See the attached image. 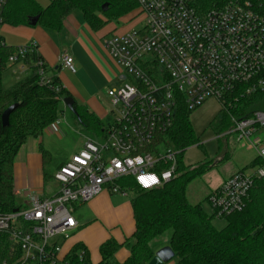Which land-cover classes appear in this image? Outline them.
<instances>
[{
    "label": "built area",
    "instance_id": "built-area-1",
    "mask_svg": "<svg viewBox=\"0 0 264 264\" xmlns=\"http://www.w3.org/2000/svg\"><path fill=\"white\" fill-rule=\"evenodd\" d=\"M0 0V50L4 9ZM144 17L140 30L112 35L105 40L111 58L121 69L122 86L109 89V117L102 140L86 139L54 174L57 190L49 197L28 194L29 205L0 215V242L8 244L0 264H78L64 244L78 229L76 205L87 204L104 190L128 197L119 181L132 178L143 191H152L177 178L181 151L161 149L159 140L169 131L180 107L195 111L209 100L221 109H241V101L264 94V15L261 2L229 0L221 8L199 12L193 0H135ZM38 54L32 42L18 47L5 65L24 63ZM60 66L77 72L75 59L63 55ZM40 87L60 91L46 63L38 59ZM232 128L219 137L234 136L264 160V111L233 117ZM59 121L54 124L57 127ZM218 139L220 140V138ZM264 168L254 174L237 172L208 197L215 218L242 212ZM79 264L84 263L79 253Z\"/></svg>",
    "mask_w": 264,
    "mask_h": 264
},
{
    "label": "trees",
    "instance_id": "trees-1",
    "mask_svg": "<svg viewBox=\"0 0 264 264\" xmlns=\"http://www.w3.org/2000/svg\"><path fill=\"white\" fill-rule=\"evenodd\" d=\"M229 0H193L199 12L221 8ZM261 13L264 15V0ZM107 5L106 8L104 6ZM138 9L135 0H54L47 8L39 6L36 0H8L4 9L5 25L11 27H30L31 20L39 17L38 25L45 29L60 32L65 20L76 10L82 12L85 21L95 31L103 29L113 21H119ZM15 48L0 50L4 61ZM39 54H29L24 60L30 66V74L20 80L11 90H4L0 70V215L22 209L15 194L14 166L18 153L29 139L42 140L47 129L52 127L63 111L59 108L65 98L72 97L62 86L58 77L54 85H59L57 93L49 88L40 87L37 68L34 67ZM17 109L10 116V125L2 124L3 113L13 105ZM239 110L222 109V119H217L218 135L228 132L232 118L250 115L255 111H264V94H257L241 101ZM75 117L87 133L94 137L102 136L104 123L85 106L74 105ZM192 111L180 107L176 113L172 128L163 133L159 140L161 149L181 151L178 158L177 178L162 188L143 191L132 178L118 183L123 190L132 194L131 204L134 210L136 230L125 243L119 244L111 239L105 242L100 253V264H149L156 251L163 247L157 240L172 231L168 247L172 249L178 264H264V180L257 179L246 202L245 209L222 219L226 225L218 229L204 210L202 204H192L187 189L195 179L206 175L211 168L208 162L198 166H186L183 162L185 151L198 144L190 114ZM44 181L54 182L55 172L66 161L58 162L44 149ZM230 152L225 153L219 162L228 161ZM264 166V160L255 158L250 167ZM252 169V168H248ZM242 172H245L243 170ZM208 202V198L206 199ZM121 248L130 252L124 263H119L116 254ZM8 244L0 242V261L7 258ZM79 253L84 263L91 264L87 251L77 246L72 249L71 258L78 263Z\"/></svg>",
    "mask_w": 264,
    "mask_h": 264
},
{
    "label": "rangeland",
    "instance_id": "rangeland-1",
    "mask_svg": "<svg viewBox=\"0 0 264 264\" xmlns=\"http://www.w3.org/2000/svg\"><path fill=\"white\" fill-rule=\"evenodd\" d=\"M39 6L47 8L54 0H36ZM144 26V17L138 9L129 14L128 17L113 21L106 25L103 31L95 33L87 26L81 11H74L64 23L61 32L50 30L55 42L59 48H63L64 52L71 53V47L77 54V74L73 75L69 70L56 71L55 67H47V73L53 77L58 75L63 83L68 86L69 91L74 95L77 101L88 106L90 112L89 100L99 108L100 112L110 111V99L107 96L109 89L119 88L122 86L119 76L121 75L120 67L111 58L104 47V40L112 35H121L131 30H140ZM36 27V26H35ZM32 27L31 30H33ZM40 27V26H39ZM27 28V27H26ZM42 28V27H41ZM8 25L2 27V35L5 37L7 45L10 47H25L30 39V31L24 28L15 30ZM44 29V28H43ZM19 31L20 33H15ZM45 31H49L45 29ZM78 39L83 41L86 48L78 44ZM91 54L93 56H91ZM2 75V85L4 90H11L20 80L25 79L30 74V69L21 70L20 65L9 67L7 65ZM72 90V91H71ZM78 93V96H77ZM63 113L60 115L58 131L56 127L53 133L45 132L43 141L45 149L56 158L58 162L69 160L74 154L80 151L89 138H97L86 132L79 123L75 114L68 109L64 103L59 107ZM221 105L216 100H209L201 108L190 114V123L192 125L198 144L187 149L183 155V162L186 166H198L204 162L211 163L210 171L206 175L195 179L191 182L187 189L189 201L194 204H202L205 212L213 217V224L218 229H222L226 225V221L215 218L207 198L211 192L219 185L223 184L230 175L245 170L247 174H254L256 169L250 167L251 162L256 158V153L249 150L243 143H234L235 137H219L218 129L215 127L217 119H222ZM112 121L111 117H104V124L107 125ZM56 124V123H55ZM54 127V124L52 125ZM51 128V127H50ZM52 129V128H51ZM220 138V140L218 139ZM260 137L264 140V131L260 133ZM101 136L98 137V139ZM102 140V139H99ZM230 152L231 158L228 161H221L225 153ZM264 156V155H263ZM264 168L261 164L258 165ZM252 168V169H248ZM56 184L49 182L46 184L45 192L48 195L54 190ZM109 195L114 196L108 190H104ZM99 196V195H98ZM122 196V195H121ZM133 198L129 194L127 200ZM18 200V199H17ZM18 203L25 208L20 199ZM88 204V203H87ZM85 204V205H87ZM85 205H76L75 217L80 221L86 209ZM83 222V221H82ZM72 238L75 236V233ZM172 236V231L167 232L163 237L157 240L156 244L167 247ZM70 240L67 241L63 250L68 249Z\"/></svg>",
    "mask_w": 264,
    "mask_h": 264
},
{
    "label": "crops",
    "instance_id": "crops-1",
    "mask_svg": "<svg viewBox=\"0 0 264 264\" xmlns=\"http://www.w3.org/2000/svg\"><path fill=\"white\" fill-rule=\"evenodd\" d=\"M87 26L90 28V30H92L95 33L103 31L104 28L106 27L105 26L103 29L99 31H95L88 25V23ZM10 28L13 29L15 28V30L17 29L22 30L24 28L25 30H27L28 27L26 28V27L10 26ZM29 28L30 31H26L27 33L28 32L30 33V39L28 45L32 42L37 44L38 54L43 58L47 67H52V68L55 67L56 71L64 70V68L60 66L63 55H70L76 61L77 54L76 51L74 50V46L71 47V53L64 52L63 51L64 49L59 48V46L55 42L52 34L50 33L51 32L50 30L47 32L45 31V28L43 29V27L41 28V26L40 27L36 26L35 28H33V30H31L32 29L31 26ZM13 29L10 30V32H12ZM15 33L19 34L20 32L15 31ZM2 37L7 45L5 37L3 35ZM105 40H104V47H105ZM77 42L80 46H83L84 49L86 48L82 40L78 39ZM7 47L11 48L8 45ZM105 50L110 55L106 47ZM91 56L93 55L91 54ZM15 65H20L21 70L30 69V66H28L26 63H20ZM15 65H9V67ZM76 67H78V65ZM76 74L77 72L73 75ZM54 77L59 78L62 86L71 94V96L75 99V101L79 105L88 107L86 106V104H84L85 101L81 104L77 101L74 95L69 91L68 86H66L63 83V81L58 75H54ZM88 102L90 104V109H93L92 113H94L102 122L104 120V117L109 116V112L107 111H105L104 113L103 111L100 112L99 108H97L94 102L92 103V99L89 100ZM51 128L47 129V131L53 133L52 130H54L55 127H51ZM55 130L56 132L58 131V126L56 127ZM43 140L29 139L18 153V156L15 161V166H14L15 194L17 199L18 200L20 199V201L23 202L25 207L29 205L28 194L30 192H37L43 194L46 197H49L57 190V187H55V189L50 191L48 195L45 192L46 184L44 181V157H43L44 154L41 150V143L43 144L42 146L44 147L45 141ZM257 157L258 156L256 155V158ZM67 161L68 160H66V162ZM231 176L232 175H230L228 178H230ZM221 185L217 186L216 188L220 187ZM113 195L114 196L109 195L106 192H102L99 196L94 198L87 205L84 204L86 206V209L84 211L83 216H81L80 218L81 220L80 221L77 220L79 224L78 229L74 232L75 236L69 239L70 246L68 249L63 250V254L66 255L68 253H71L72 249H74L77 246H80L87 251L88 260L91 264H100L102 261L100 248L105 242L114 239L119 244H123L126 242L127 239L133 236L136 230V222H135L134 210L131 201L125 199L127 197L123 195L121 196V194H113ZM162 248H165V246L159 248L156 251V253ZM129 257H130V252L126 248H121L116 254V259L119 263L126 262ZM165 264H178V263L176 259H172L171 261Z\"/></svg>",
    "mask_w": 264,
    "mask_h": 264
},
{
    "label": "water",
    "instance_id": "water-1",
    "mask_svg": "<svg viewBox=\"0 0 264 264\" xmlns=\"http://www.w3.org/2000/svg\"><path fill=\"white\" fill-rule=\"evenodd\" d=\"M107 5L104 6L106 8ZM39 17L33 18L31 20V27H35L38 25ZM63 103L65 106L70 109L72 112L76 113L74 110V105L76 103L75 99L73 97L65 98ZM18 105H13L10 108H8L2 115V124L5 128L9 127L10 125V116L11 114L17 109ZM14 212H18V209H16ZM174 252L170 247H165L160 249L153 260L149 264H165L174 259Z\"/></svg>",
    "mask_w": 264,
    "mask_h": 264
}]
</instances>
